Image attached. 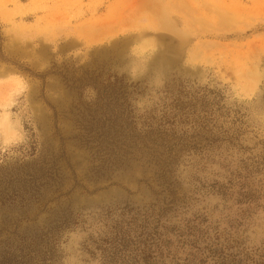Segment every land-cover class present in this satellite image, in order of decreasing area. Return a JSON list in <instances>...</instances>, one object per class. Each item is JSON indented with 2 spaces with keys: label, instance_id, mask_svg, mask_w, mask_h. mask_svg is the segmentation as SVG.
Masks as SVG:
<instances>
[{
  "label": "rangeland",
  "instance_id": "obj_1",
  "mask_svg": "<svg viewBox=\"0 0 264 264\" xmlns=\"http://www.w3.org/2000/svg\"><path fill=\"white\" fill-rule=\"evenodd\" d=\"M18 77L0 264L77 232L86 264H264V0H0V102Z\"/></svg>",
  "mask_w": 264,
  "mask_h": 264
},
{
  "label": "clouds",
  "instance_id": "obj_2",
  "mask_svg": "<svg viewBox=\"0 0 264 264\" xmlns=\"http://www.w3.org/2000/svg\"><path fill=\"white\" fill-rule=\"evenodd\" d=\"M128 75L134 78V70ZM18 78L22 81V87L16 97L8 104L0 102V154H11L17 159L31 147V125L25 110L32 109L31 85L23 77ZM9 128L11 133L6 134ZM86 236L87 233H71L67 242L61 243V249L65 252L64 264H86L87 256L80 247ZM92 264H99V261Z\"/></svg>",
  "mask_w": 264,
  "mask_h": 264
}]
</instances>
